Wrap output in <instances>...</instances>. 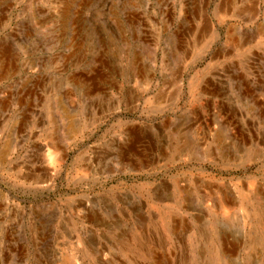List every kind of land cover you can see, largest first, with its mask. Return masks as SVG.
<instances>
[{
    "label": "rangeland",
    "instance_id": "374dc122",
    "mask_svg": "<svg viewBox=\"0 0 264 264\" xmlns=\"http://www.w3.org/2000/svg\"><path fill=\"white\" fill-rule=\"evenodd\" d=\"M0 264H264V0H0Z\"/></svg>",
    "mask_w": 264,
    "mask_h": 264
}]
</instances>
